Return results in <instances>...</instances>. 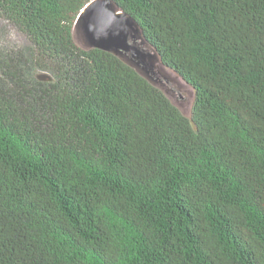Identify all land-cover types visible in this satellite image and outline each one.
<instances>
[{"label": "trees", "instance_id": "obj_1", "mask_svg": "<svg viewBox=\"0 0 264 264\" xmlns=\"http://www.w3.org/2000/svg\"><path fill=\"white\" fill-rule=\"evenodd\" d=\"M89 1L0 0L33 52L0 57V264H264V0H113L189 116L75 43Z\"/></svg>", "mask_w": 264, "mask_h": 264}, {"label": "water", "instance_id": "obj_2", "mask_svg": "<svg viewBox=\"0 0 264 264\" xmlns=\"http://www.w3.org/2000/svg\"><path fill=\"white\" fill-rule=\"evenodd\" d=\"M74 28L81 29L85 48L110 52L131 67L133 63L146 62L147 58L150 67L156 60L162 63L154 49L149 53L141 47L148 43L138 22L113 0H90L78 14Z\"/></svg>", "mask_w": 264, "mask_h": 264}, {"label": "rangeland", "instance_id": "obj_3", "mask_svg": "<svg viewBox=\"0 0 264 264\" xmlns=\"http://www.w3.org/2000/svg\"><path fill=\"white\" fill-rule=\"evenodd\" d=\"M73 38L78 46L85 48L80 28L74 29ZM141 47L145 51L152 53V49L148 45H142ZM32 55L33 52L30 48V42L26 36L5 18L0 17V57L5 59L10 57L13 60L18 58L20 60L19 62L22 61V66L28 67L25 66L24 61L26 58L30 59ZM133 67L146 76L154 86L159 88L183 115H190L195 95L194 89L179 75L165 67L159 60L154 61L153 66L150 67L148 58L144 63H133ZM26 72L27 69L24 73ZM3 79L5 78L0 71V81L6 84L9 83L7 79Z\"/></svg>", "mask_w": 264, "mask_h": 264}]
</instances>
